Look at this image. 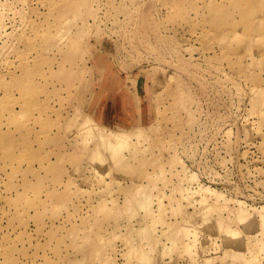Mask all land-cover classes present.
<instances>
[{
    "label": "rangeland",
    "instance_id": "1",
    "mask_svg": "<svg viewBox=\"0 0 264 264\" xmlns=\"http://www.w3.org/2000/svg\"><path fill=\"white\" fill-rule=\"evenodd\" d=\"M135 78L155 132L89 161ZM0 264H264V0H0Z\"/></svg>",
    "mask_w": 264,
    "mask_h": 264
},
{
    "label": "bare ground",
    "instance_id": "2",
    "mask_svg": "<svg viewBox=\"0 0 264 264\" xmlns=\"http://www.w3.org/2000/svg\"><path fill=\"white\" fill-rule=\"evenodd\" d=\"M82 21V20H81ZM70 28H72L73 29V27L71 26ZM80 28V27H79ZM71 29V30H72ZM78 29H76V31H77ZM62 32H64L63 30H62ZM62 32L60 33L61 35H62ZM66 32V31H65ZM64 32V33H65ZM70 31H68V34L70 35V33H69ZM64 33H63V35H64ZM60 34H59V36H60ZM66 34V33H65ZM69 35L67 36V37H69ZM73 35V36H72ZM72 35H70L71 37H73L74 38V35H75V33L74 34H72ZM65 36V35H64ZM57 37H58V35H57ZM56 37V39L57 40H61L62 42L64 41L65 42V46H66V39L65 38H61V36H60V38L58 37L57 38ZM71 37H70V39H71ZM72 38V39H73ZM55 39V40H56ZM71 39V40H72ZM76 39H78V38H76ZM60 40L58 41V42H60ZM70 41V40H69ZM76 41H79V40H76ZM75 41V42H76ZM55 43H57L56 41H54ZM62 42H60L59 43V45L62 43ZM55 43H53V45L55 44ZM70 43H71V41H70ZM72 43H74V41H72ZM78 43V42H77ZM63 44V43H62ZM61 44V45H62ZM69 44V43H68ZM75 44V43H74ZM76 45V44H75ZM54 46H56V45H54ZM63 46V45H62ZM65 46H63V47H65ZM69 46H71V47H73V45L72 44H70ZM53 47V46H52ZM59 47V46H58ZM78 47V46H77ZM76 47V48H77ZM48 48V47H47ZM50 48V47H49ZM62 48V47H61ZM60 48V49H61ZM67 50H64V52H67V51H71L70 50V47H65ZM73 48H75V46L73 47ZM51 49V48H50ZM63 49V48H62ZM72 49V48H71ZM47 50V49H46ZM45 50V51H46ZM58 50V49H57ZM59 51H62V50H59ZM75 51V50H74ZM63 51L62 52H60V53H64ZM68 52V53H69ZM60 53H57V54H60ZM77 53V52H76ZM65 54V53H64ZM64 54H62L63 56H64ZM70 54H72V53H69V56L71 57V55ZM74 54V53H73ZM83 54V53H82ZM81 54V55H82ZM61 55V54H60ZM89 55H91L90 53H89ZM68 56V55H67ZM62 57V56H61ZM68 58L67 60L65 59L64 61L67 63H75V61L73 60L72 62H69L70 61V59L72 58ZM78 57H79V54H78ZM78 57H76V59L78 58ZM67 58V57H66ZM75 58V57H74ZM73 58V59H74ZM81 58V57H80ZM61 59V58H60ZM62 60H63V58H62ZM62 60H60V61H62ZM79 60V59H78ZM80 61H81V59H80ZM96 61V60H95ZM57 62V61H56ZM81 62H83V61H81ZM67 63V64H68ZM74 63L72 64L73 65V68H75L74 67ZM77 63H78V61H77ZM79 64H80V62H79ZM87 64V63H86ZM97 64V63H96ZM59 64H57V66H58ZM70 65V64H69ZM68 65V66H69ZM78 65V64H77ZM76 65V66H77ZM100 65V64H99ZM98 65V66H99ZM56 66V67H57ZM67 66V65H66ZM86 66V65H85ZM71 68H72V66H70ZM70 67H68V69H65V72H66V70H67V73L69 74L68 75V77H71V76H73V74L72 73H70V72H68V70L70 69ZM83 67V69H84V66H82ZM89 67V66H88ZM100 67V66H99ZM58 68H59V66H58ZM60 68H62V66L60 67ZM81 68V67H80ZM96 68V67H95ZM64 68H62V71L64 72V70H63ZM78 69H79V67L77 68V71H78ZM91 71V73H93L92 72V69L91 68H89ZM60 70V69H59ZM80 70V69H79ZM85 70H86V68H85ZM94 70V69H93ZM97 70V69H96ZM101 70V69H100ZM104 70H106V69H104ZM70 71H72V69L70 70ZM73 72V71H72ZM70 74H72V75H70ZM74 74H75V71H74ZM78 74V76L79 75H81V74H84V73H77ZM77 74H75V76L74 77H76L77 76ZM94 74V73H93ZM64 75H66V73L64 74ZM85 75H86V73H85ZM87 75H88V71H87ZM86 75V76H87ZM91 75V74H90ZM86 76H84V78L86 77ZM93 76V75H92ZM79 77H81V76H79ZM83 77V76H82ZM70 80H68V79H66V81L65 82H71V79H73V77L72 78H69ZM81 79L82 78H80L79 80L81 81ZM97 79V78H96ZM68 80V81H67ZM75 80L77 81V78H75ZM75 80L73 79L72 80V83H74L75 82ZM78 80V81H79ZM83 80V79H82ZM92 80V79H91ZM88 81H89V79H88ZM87 81V82H88ZM97 81V80H96ZM84 83V82H83ZM85 83H86V81H85ZM89 83H90V81H89ZM92 83V82H91ZM69 84H71V83H69ZM81 84H82V81H81ZM80 84V85H81ZM131 84H132V91H133V95H134V98H135V101H136V104H137V108H138V112H139V114L140 115H144V113H145V110H144V103H143V92H144V87H143V85H142V82L140 81V78H135V79H133L132 81H131ZM84 85V86H83ZM82 85V87L83 88H81L78 92H79V94H80V97L83 95L82 94V92L83 91H87L86 89L88 88L87 87V85H88V83H87V85H85V84H83ZM87 87V88H86ZM91 86L89 85V88H90ZM76 88V87H75ZM79 88V87H78ZM88 88V89H89ZM76 90H78V89H76ZM75 90V92H77ZM77 92V93H78ZM81 92V93H80ZM76 93V95L77 96H79L78 94ZM82 94V95H81ZM86 94H87V92H86ZM86 94H84V97H85V95ZM76 96V97H77ZM83 97V96H82ZM81 97V98H82ZM83 97V98H84ZM82 98V99H83ZM78 99V98H77ZM82 99L80 100V102L82 101ZM79 102V101H78ZM81 104H83V103H81ZM79 105V104H78ZM89 105H91V104H89ZM255 105V104H254ZM83 106V105H82ZM256 106V105H255ZM76 107V106H75ZM79 108H81V106L80 107H78L77 106V108L74 110V114H72V118H70V119H68V122H67V127L69 128L70 127V125L71 126H73L74 127V125H75V127H76V129L75 130H77V132H78V135L80 136L79 138H81V140H83V141H85V142H91V143H93L94 145H93V149L91 150V157H89V158H91V160H89V161H95L100 155H102V152H101V150H105L110 156H115V155H118V156H122V152L124 151V150H128L129 148H130V146H131V144L132 143H135V142H139V141H145V140H147L148 139V137H150V135H151V137H152V133H154L155 132V130H156V128H155V125H152V126H146L145 124H146V122L144 121V120H140L141 121V124L138 126V127H134V128H131V129H129V130H116V131H113V130H108V129H106V128H104L103 126V124L102 123H100V122H98L94 117H92L91 115H89V114H86L85 116L83 115H81V116H77V111L78 110H80ZM89 109V108H88ZM82 111H83V109H82ZM79 112H81V111H79ZM82 113V112H81ZM84 113V112H83ZM161 113V119H162V117H163V113L162 112H160ZM159 114V113H158ZM73 117H75L74 119L76 120H74L73 119ZM77 117H79V119H76ZM81 117V118H80ZM73 119V120H72ZM145 122V123H144ZM76 123V124H75ZM157 126H158V124H156ZM159 131H157V133H158ZM75 133H76V131H75ZM77 134V133H76ZM77 135V136H78ZM75 136V135H74ZM77 139H78V137H77ZM85 147V146H84ZM146 196V195H145ZM145 196H143V197H145ZM216 196H218L217 194H216ZM141 198V201H137L136 200V202L137 203H135V204H137V206L139 207V208H144V210H147V213H149L148 211H149V208H148V206L149 205H151V204H149L148 202H150L149 200L151 199V197L149 196V198L150 199H147V198ZM148 197V196H147ZM220 196H218V199H220L219 198ZM143 199V200H142ZM148 201V202H147ZM241 204V203H240ZM238 206H240V205H238ZM232 210V209H231ZM235 210H238L239 211V218H241L242 219V217H244V219L248 216L247 214H246V212L244 211V210H242V208L241 209H235ZM237 211H235V213H236ZM144 213V212H143ZM233 213V212H232ZM259 213V212H258ZM144 214H146V212L144 213ZM247 215V216H246ZM250 218H251V216H250ZM241 219H239V221L241 220ZM243 219V220H244ZM249 218L247 217V219L246 220H248ZM243 220H241V221H243ZM246 220H245V222H246ZM244 222V221H243ZM248 223V222H247ZM249 224V223H248ZM168 230H174V231H176L177 229H178V226H175V224H170V225H168ZM231 233H233L232 231L229 233V236H230V234ZM228 234V233H227ZM234 234V233H233ZM237 234V233H236ZM235 235V234H234ZM229 236H227V237H229ZM236 236V235H235ZM234 236V237H235ZM232 238H233V236H232ZM236 238V237H235ZM239 243V242H238ZM237 243V244H238ZM241 244V243H240ZM141 252V251H140ZM230 252H232V251H230ZM229 252V254L230 255H232L231 253ZM143 253V252H142ZM237 256L236 254H233V256ZM146 260V259H145ZM148 262V261H147ZM144 263H146V262H144Z\"/></svg>",
    "mask_w": 264,
    "mask_h": 264
},
{
    "label": "crops",
    "instance_id": "3",
    "mask_svg": "<svg viewBox=\"0 0 264 264\" xmlns=\"http://www.w3.org/2000/svg\"><path fill=\"white\" fill-rule=\"evenodd\" d=\"M132 93L121 82L115 85L109 81L103 82L99 95L93 100L94 118L104 126L117 130H125L144 120L146 115L139 114Z\"/></svg>",
    "mask_w": 264,
    "mask_h": 264
}]
</instances>
